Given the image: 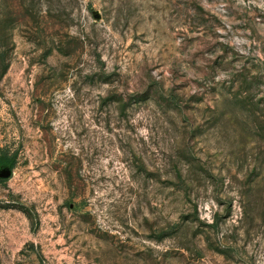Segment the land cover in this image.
Listing matches in <instances>:
<instances>
[{"label": "rangeland", "instance_id": "1", "mask_svg": "<svg viewBox=\"0 0 264 264\" xmlns=\"http://www.w3.org/2000/svg\"><path fill=\"white\" fill-rule=\"evenodd\" d=\"M2 167L0 264H264V0H0Z\"/></svg>", "mask_w": 264, "mask_h": 264}, {"label": "water", "instance_id": "2", "mask_svg": "<svg viewBox=\"0 0 264 264\" xmlns=\"http://www.w3.org/2000/svg\"><path fill=\"white\" fill-rule=\"evenodd\" d=\"M93 16L95 19H98L97 12H93ZM11 175V170L9 168L2 167L0 168V178H8Z\"/></svg>", "mask_w": 264, "mask_h": 264}]
</instances>
